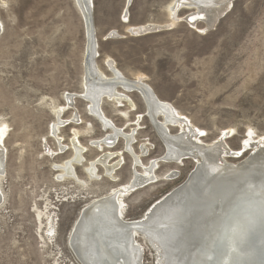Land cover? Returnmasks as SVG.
<instances>
[{
	"label": "rangeland",
	"instance_id": "374dc122",
	"mask_svg": "<svg viewBox=\"0 0 264 264\" xmlns=\"http://www.w3.org/2000/svg\"><path fill=\"white\" fill-rule=\"evenodd\" d=\"M171 1L130 0L127 5L126 0H93L96 64L106 75L111 61L127 79L142 78L161 101L205 134L200 135L202 143L224 137L234 151L224 161L235 165L264 143V0H231L209 27L201 18L188 24L185 17L191 10L178 12L179 19L168 26ZM146 23L165 27L140 37L129 33L128 27ZM85 36L75 0H0V143L5 164L0 175V264H81L68 245L81 210L131 179L132 161L122 139L102 149L123 156L125 165L115 171L114 182L100 168L98 180H89L83 167H76L79 180L59 179L55 168L71 156L69 148L62 153L60 148L70 144L74 130L86 162L101 152L91 141L107 134L81 95ZM129 96L138 105L133 113L126 104L103 100L100 106L116 127L136 129L133 148L138 152L141 144L148 145L142 157L148 165L165 149L149 119L139 118L144 111L139 95ZM55 111L65 123L53 136ZM177 132L171 128L172 134ZM245 141L251 146L243 149ZM195 165L194 159L160 163L153 180L119 198L122 218L142 219ZM171 171L178 173L176 178H167ZM135 241L143 252L142 264H159L158 250L146 237L136 234Z\"/></svg>",
	"mask_w": 264,
	"mask_h": 264
},
{
	"label": "bare ground",
	"instance_id": "6f19581e",
	"mask_svg": "<svg viewBox=\"0 0 264 264\" xmlns=\"http://www.w3.org/2000/svg\"><path fill=\"white\" fill-rule=\"evenodd\" d=\"M230 1L172 0L167 7L168 26L172 24L171 21L179 19L177 13L181 10H191V13L185 17L188 24L195 25L203 17L206 26H212L219 13L227 8ZM75 2L84 21L85 37L88 38L87 15L92 17L93 0H75ZM129 2L130 0H126L127 5ZM122 14L125 22L126 5ZM180 19L184 18L180 17ZM162 27L165 25L146 23L128 27V31L131 35L140 37L141 34L152 33ZM95 41L97 49V36ZM96 52L97 50L88 62V77L84 74V88L81 95L87 98L90 113L99 119L104 127L103 130L107 132L102 138L91 141V146L101 152L97 157L86 162L83 155L85 148L83 145L81 147L77 138L78 132L74 130L69 146H63L64 144L60 143V153L69 148L71 156L55 168L61 172L59 179L74 180H79L76 176V167H83L89 180L99 179L100 168L103 177L114 182L115 171L124 162L123 156L119 151H103L102 149H111L117 140L122 139L124 152L131 157L133 171L131 179L125 186L112 189L110 193L94 199L81 210L80 214L83 213L85 220L81 219L79 222L83 225L76 231L77 239L74 244L72 243L79 256L76 255L77 259L81 264H142L143 252L135 241L136 234H139L146 237L158 250L159 264H217L220 249L215 241V227L211 225V221L218 219L228 210L231 203L229 193L232 192L231 186L234 182L247 180L253 185H260L264 177V143L261 142L262 145L259 147L255 145V150L246 160L235 165L226 163L224 158L233 155L234 151L227 146L224 137H220L211 144L202 143L199 140L200 131L187 123L186 119L179 115L169 103L161 101L142 78L127 79L111 61L105 63L106 71L110 75L102 72L95 61ZM83 55L85 56V50ZM129 93H136L141 98L144 111L142 115L139 114V118L143 116L149 119L153 132L156 133L165 149L163 155L152 159L148 165L142 163V157L149 150L148 145L141 144L138 152L133 148L136 129L132 128L126 132L116 127L106 115H103L100 106L103 100L118 106L126 104L133 113L132 111H135L138 105L136 106L137 103L130 98ZM55 119L53 128L51 127L54 131H52L53 136L58 128L64 126L62 123H65L60 119L58 111H55ZM171 128L178 129V132L172 134ZM2 137L0 132V142ZM57 141L59 143L60 137ZM248 146H251L249 142L241 144L243 149ZM3 149L0 143V175L5 165ZM187 159L196 161L195 169L179 187L153 203L142 219L125 221L122 218L119 198L123 194L132 192L153 180L154 170L160 163L179 164ZM138 167L143 170L142 173ZM176 175H178L176 171H171L167 178L174 179ZM2 200L3 195L0 189V204ZM146 215H149L148 219L143 221ZM259 232L258 229L255 231L258 233L255 237H249L247 248L255 242H260V239H264ZM258 247L264 251V246L258 245ZM208 257L211 259L209 260ZM253 257H255L254 252L251 253L250 260H253Z\"/></svg>",
	"mask_w": 264,
	"mask_h": 264
},
{
	"label": "clouds",
	"instance_id": "9594fccd",
	"mask_svg": "<svg viewBox=\"0 0 264 264\" xmlns=\"http://www.w3.org/2000/svg\"><path fill=\"white\" fill-rule=\"evenodd\" d=\"M228 210L217 221L215 241L220 249L217 264H248L251 250L246 247L250 235L264 225V185H246L230 192Z\"/></svg>",
	"mask_w": 264,
	"mask_h": 264
},
{
	"label": "water",
	"instance_id": "95a60500",
	"mask_svg": "<svg viewBox=\"0 0 264 264\" xmlns=\"http://www.w3.org/2000/svg\"><path fill=\"white\" fill-rule=\"evenodd\" d=\"M87 26H88V30H89V36H88V38H86L87 39V46H86V52H85V67H84V69H85V75L88 77V74H87L88 62H90V60L93 58V54L95 53V50H96L95 28H94L92 17L91 16L89 17L88 15H87ZM153 207L151 208L150 212L153 211ZM80 215L81 216L78 217V221L75 222V224H74V227L70 233V238H69L70 248L75 253V255H77L78 253H77V250H75L74 247L72 246V243L74 244L75 240L77 239L76 234H75L76 231L80 228V226L83 225V223L80 225L79 222L81 221V219L85 220V216L83 215V213H81ZM147 216H149V215H146V217L143 219V221L145 219L146 220L148 219ZM258 229L260 230L259 233H261L262 236H264V225L258 226L256 230H258ZM255 231L250 236L255 237L256 234H258V233H255ZM258 245H261V247L264 246V239H260V242H255L254 245L252 244V246H248V249L251 250V253L254 252V254H255V257L252 258L253 260L248 261L249 264H264V251L261 248H259Z\"/></svg>",
	"mask_w": 264,
	"mask_h": 264
},
{
	"label": "snow or ice",
	"instance_id": "6c2138e0",
	"mask_svg": "<svg viewBox=\"0 0 264 264\" xmlns=\"http://www.w3.org/2000/svg\"><path fill=\"white\" fill-rule=\"evenodd\" d=\"M193 19H195V18H193ZM201 19H203V17H201ZM197 131H199V130H197ZM200 135L201 136H204L205 134L203 133V132H200ZM252 135V132H251V130H249V136H251ZM248 143V141H245V144H247ZM251 182L250 181H247V180H237L236 182H234L233 183V185L231 186V191L232 192H236V191H240V190H243L244 188H245V186L246 185H249ZM261 185H264V177H262V179H261V183H260ZM222 216H220L218 219H213L212 221H211V225L213 226V227H215L216 226V224H217V221L221 218ZM208 259L210 260L211 259V257H208Z\"/></svg>",
	"mask_w": 264,
	"mask_h": 264
}]
</instances>
